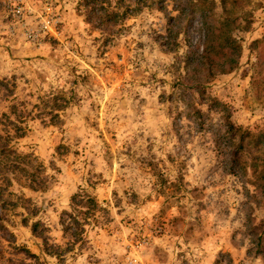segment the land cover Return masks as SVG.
Listing matches in <instances>:
<instances>
[{
  "label": "rangeland",
  "instance_id": "rangeland-1",
  "mask_svg": "<svg viewBox=\"0 0 264 264\" xmlns=\"http://www.w3.org/2000/svg\"><path fill=\"white\" fill-rule=\"evenodd\" d=\"M101 1L121 16L99 29L80 0H23V27L0 0V114L17 108L9 146L42 182L0 181V264H264V0H237L253 22L229 51L218 0ZM46 16L57 33L34 46ZM229 125L252 136L236 155ZM80 190L103 210L75 241L59 216Z\"/></svg>",
  "mask_w": 264,
  "mask_h": 264
},
{
  "label": "trees",
  "instance_id": "trees-1",
  "mask_svg": "<svg viewBox=\"0 0 264 264\" xmlns=\"http://www.w3.org/2000/svg\"><path fill=\"white\" fill-rule=\"evenodd\" d=\"M238 3L239 1L237 0H218L220 9L218 17L221 19V22L216 38L218 39V48L220 50L226 49L227 51H229L231 47H235V50L238 49L239 46L235 44L236 42L230 36V32L234 30L247 32L252 25V10H247L241 17L239 13H237ZM79 4L83 10L85 20L87 22L92 20L95 23L94 27H97L99 29L103 25L110 24V22L121 16L116 12L109 11L108 6H103L101 0H80ZM223 28L225 29L223 30ZM250 48H253L252 50L256 51V63L254 65L255 70L262 68L264 65V58L262 57L261 53L264 50V34L262 35L261 39L253 40L250 43ZM205 52L207 53V49L204 51V53ZM228 54H230V52H228ZM208 58L209 60L206 62L209 63L208 69H210L213 63L211 58ZM257 74L258 73L256 72L255 75ZM262 79L264 81V77H262ZM198 91L200 93L202 92V90ZM59 99L61 98L54 97L48 100L50 102L49 105L51 106V108H47L48 112L46 115L50 120L57 119V114L54 112L60 111L64 108V106L59 103ZM209 99L210 101H215L214 98ZM20 119L21 117L17 115V108L14 105H10V107H8V114H0V125L2 121H6L8 124H10L9 130L11 129L12 132V134L10 135V132L6 125H3V127L6 129L3 131L6 134V137H2L0 135V181H4L6 186H8L9 179L6 177V174H15L25 179L27 182V187L31 190L42 189V182H40V179L37 178L35 173L26 168L24 160H22L23 158L17 155L15 151L9 146V140L13 138H19L22 135L19 134L22 128H20V126H17V122L18 120L20 121ZM226 131L238 134L239 142L235 146V155L237 154V152H241L243 139L246 137L252 138V136L246 131L241 132L239 128H233L232 125H229ZM261 165L264 168V159ZM3 190L4 188H2V186L0 185V204L2 206L4 204V202L2 201ZM69 204L70 211H62L59 216V222L65 223H63L64 232H70V237H75V241H77V238L81 239L80 237L84 232L85 226L80 222H98V220L100 219L98 213L102 212L103 209L99 207V205L91 196L81 190L78 193L71 195ZM22 221L26 222L23 218ZM96 225L98 224H93V226ZM39 226L40 224L38 223V221H35L30 227L31 232H34ZM57 249L59 248H56V246L54 245L47 244L43 240L41 253H43L45 256L54 257L57 259L60 258L61 254L58 253ZM17 251L22 252L25 257L29 258L30 260H34L37 258V256L31 254L24 248H17Z\"/></svg>",
  "mask_w": 264,
  "mask_h": 264
},
{
  "label": "built area",
  "instance_id": "built-area-1",
  "mask_svg": "<svg viewBox=\"0 0 264 264\" xmlns=\"http://www.w3.org/2000/svg\"><path fill=\"white\" fill-rule=\"evenodd\" d=\"M23 0H15V5L11 6V8L8 9V12L10 16L14 19L15 24H19L20 26H24L23 23V15H24V9L22 8ZM56 23L57 18L54 16H46L43 19L40 20L39 24L37 25L36 30L29 31L24 29V39H26L28 42H30L34 46H39L41 44V41L43 39V36H46L48 34H55L57 33L56 30Z\"/></svg>",
  "mask_w": 264,
  "mask_h": 264
}]
</instances>
